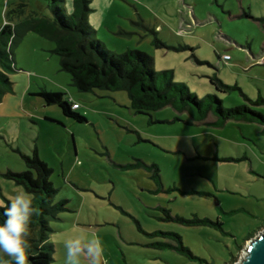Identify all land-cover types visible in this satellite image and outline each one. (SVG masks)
Returning a JSON list of instances; mask_svg holds the SVG:
<instances>
[{
  "label": "rangeland",
  "instance_id": "1",
  "mask_svg": "<svg viewBox=\"0 0 264 264\" xmlns=\"http://www.w3.org/2000/svg\"><path fill=\"white\" fill-rule=\"evenodd\" d=\"M89 5L96 40L116 55L150 56L160 86L168 73L199 101L216 96L224 108L264 115V0ZM64 6L75 9L72 0ZM48 23L57 28L49 0H0V29L10 25L19 41L13 61H4L10 68L0 66L9 79L0 84V202L17 193L33 199L5 174L25 171L22 155L36 149L52 170L53 203H64L50 223L51 264H67L69 240L79 242L80 264L237 263L245 239L264 229V124L219 126L211 111L198 121L172 104L138 114L126 90L78 91L52 53L55 43L35 31ZM41 91L63 93L85 122L46 105ZM163 210L215 225L169 221ZM171 234L194 258L173 249Z\"/></svg>",
  "mask_w": 264,
  "mask_h": 264
},
{
  "label": "trees",
  "instance_id": "2",
  "mask_svg": "<svg viewBox=\"0 0 264 264\" xmlns=\"http://www.w3.org/2000/svg\"><path fill=\"white\" fill-rule=\"evenodd\" d=\"M49 2L52 5L57 28L48 23L43 27L38 26L35 31L55 43L52 53L59 56L61 69L71 75L73 85L78 91L126 90L131 107L138 114L149 115L150 112L172 104L178 111L184 109L192 111L193 117L198 121H202L207 112L211 111L217 119L215 124L219 126L228 120L264 124V115L246 106L224 108L222 101L216 96L209 97L210 103H206L205 100L199 101L184 84L172 83L168 73H164L166 80L160 86L158 82L160 75L151 68L152 59L147 54L127 50L121 55H116L106 50L103 43L96 40V33L87 21V12L91 11L90 0H72L75 5L72 14L67 13L65 0H49ZM14 32L15 29L8 24L0 29V66L4 69L10 68L4 61H13V53L11 56L10 52L19 44ZM155 42L157 45L160 44L157 39ZM0 84L4 87L9 85V79L3 72H0ZM211 84L222 92L230 89L218 79L211 78ZM36 95L41 97L46 105H58L64 116L78 123L85 122V117L76 111L79 106L73 109V103L65 100L63 93L41 91ZM254 103H260V99ZM22 158L25 171L20 173L7 171L5 177L23 186L28 194L33 195L31 199L33 215L29 224L30 264H51L52 246L48 242L49 234L52 232L50 223L56 219L64 203H53L56 190L50 181L52 170L39 158L37 150L35 149L31 155H22ZM156 176L157 172H154L153 177ZM2 211L3 208H0V212ZM163 211L167 220L183 225H215L207 219L189 220L171 216L169 211ZM254 235L255 232L245 241ZM171 236L178 243L174 250L193 257L192 253L183 246L178 235L171 234Z\"/></svg>",
  "mask_w": 264,
  "mask_h": 264
},
{
  "label": "clouds",
  "instance_id": "3",
  "mask_svg": "<svg viewBox=\"0 0 264 264\" xmlns=\"http://www.w3.org/2000/svg\"><path fill=\"white\" fill-rule=\"evenodd\" d=\"M0 208H3L0 212V264H30L32 200L25 193H17L6 202H0ZM66 249L67 264H80L79 242L69 240Z\"/></svg>",
  "mask_w": 264,
  "mask_h": 264
},
{
  "label": "water",
  "instance_id": "4",
  "mask_svg": "<svg viewBox=\"0 0 264 264\" xmlns=\"http://www.w3.org/2000/svg\"><path fill=\"white\" fill-rule=\"evenodd\" d=\"M239 255V261L231 264H264V229L246 241Z\"/></svg>",
  "mask_w": 264,
  "mask_h": 264
},
{
  "label": "built area",
  "instance_id": "5",
  "mask_svg": "<svg viewBox=\"0 0 264 264\" xmlns=\"http://www.w3.org/2000/svg\"><path fill=\"white\" fill-rule=\"evenodd\" d=\"M223 60H224V61L230 60V57L227 56V55H224V56H223ZM72 108H73V109H77V108H78V104H77V103H73V104H72Z\"/></svg>",
  "mask_w": 264,
  "mask_h": 264
}]
</instances>
